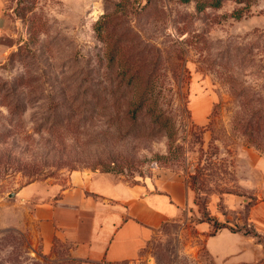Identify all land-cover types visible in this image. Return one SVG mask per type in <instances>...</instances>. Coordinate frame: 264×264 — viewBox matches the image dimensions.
Wrapping results in <instances>:
<instances>
[{"label":"rangeland","instance_id":"rangeland-1","mask_svg":"<svg viewBox=\"0 0 264 264\" xmlns=\"http://www.w3.org/2000/svg\"><path fill=\"white\" fill-rule=\"evenodd\" d=\"M5 6L0 264H80L63 242L41 245L17 194L79 175L115 194L185 184L188 207L114 264H215L201 219L264 245V0Z\"/></svg>","mask_w":264,"mask_h":264},{"label":"crops","instance_id":"crops-1","mask_svg":"<svg viewBox=\"0 0 264 264\" xmlns=\"http://www.w3.org/2000/svg\"><path fill=\"white\" fill-rule=\"evenodd\" d=\"M6 24L5 0H0V35ZM154 184L149 189L126 186L115 194L79 175L65 185L32 181L17 194L46 250L60 241L80 264H114L139 257L163 224L188 207L181 180L159 177ZM195 226L215 264L254 263L264 255V245L239 230L223 226L211 232V223L203 219Z\"/></svg>","mask_w":264,"mask_h":264},{"label":"trees","instance_id":"trees-1","mask_svg":"<svg viewBox=\"0 0 264 264\" xmlns=\"http://www.w3.org/2000/svg\"><path fill=\"white\" fill-rule=\"evenodd\" d=\"M211 225H212V224H211ZM223 226H225V225L222 224L220 227H223ZM211 232H214V230H211Z\"/></svg>","mask_w":264,"mask_h":264},{"label":"water","instance_id":"water-1","mask_svg":"<svg viewBox=\"0 0 264 264\" xmlns=\"http://www.w3.org/2000/svg\"><path fill=\"white\" fill-rule=\"evenodd\" d=\"M10 195H12V196H13V195H14V193H10Z\"/></svg>","mask_w":264,"mask_h":264}]
</instances>
